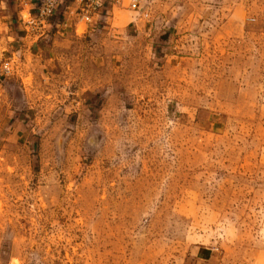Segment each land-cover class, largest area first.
<instances>
[{
    "label": "rangeland",
    "instance_id": "1",
    "mask_svg": "<svg viewBox=\"0 0 264 264\" xmlns=\"http://www.w3.org/2000/svg\"><path fill=\"white\" fill-rule=\"evenodd\" d=\"M144 1L0 27V264H264V0Z\"/></svg>",
    "mask_w": 264,
    "mask_h": 264
},
{
    "label": "built area",
    "instance_id": "2",
    "mask_svg": "<svg viewBox=\"0 0 264 264\" xmlns=\"http://www.w3.org/2000/svg\"><path fill=\"white\" fill-rule=\"evenodd\" d=\"M107 7L111 12L116 8H125L140 14L146 13L144 0H36L27 18L23 20L21 16V19L26 27L44 31L48 29L54 16L67 15L73 21L74 30L77 32L81 21L85 30L95 23V16H99L100 11Z\"/></svg>",
    "mask_w": 264,
    "mask_h": 264
},
{
    "label": "crops",
    "instance_id": "3",
    "mask_svg": "<svg viewBox=\"0 0 264 264\" xmlns=\"http://www.w3.org/2000/svg\"><path fill=\"white\" fill-rule=\"evenodd\" d=\"M36 0H0V27L19 24L23 11H32Z\"/></svg>",
    "mask_w": 264,
    "mask_h": 264
}]
</instances>
